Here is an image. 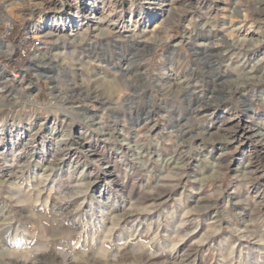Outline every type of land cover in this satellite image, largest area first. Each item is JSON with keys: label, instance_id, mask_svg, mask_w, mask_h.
<instances>
[{"label": "clouds", "instance_id": "clouds-1", "mask_svg": "<svg viewBox=\"0 0 264 264\" xmlns=\"http://www.w3.org/2000/svg\"><path fill=\"white\" fill-rule=\"evenodd\" d=\"M66 3L0 0V264H264V0Z\"/></svg>", "mask_w": 264, "mask_h": 264}, {"label": "rangeland", "instance_id": "rangeland-1", "mask_svg": "<svg viewBox=\"0 0 264 264\" xmlns=\"http://www.w3.org/2000/svg\"><path fill=\"white\" fill-rule=\"evenodd\" d=\"M77 6L84 17H87L89 12H91L93 15H98L99 12L103 10L102 5L97 4V0H78V5L66 3L64 6L65 12L59 13V15H67L68 17L74 19L75 17L73 14L76 13Z\"/></svg>", "mask_w": 264, "mask_h": 264}]
</instances>
